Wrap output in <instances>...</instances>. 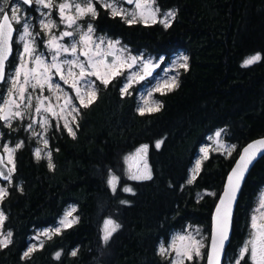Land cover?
I'll return each mask as SVG.
<instances>
[{"label": "trees", "instance_id": "16d2710c", "mask_svg": "<svg viewBox=\"0 0 264 264\" xmlns=\"http://www.w3.org/2000/svg\"><path fill=\"white\" fill-rule=\"evenodd\" d=\"M156 1L175 11L169 27L140 20L129 24L98 4V33L168 59L185 53L187 69H180L178 85L157 93L159 110L141 114L138 88L121 92L124 76L107 86L99 83L97 97L81 107L74 136L63 125L49 130L51 169L48 158L35 156L34 138L0 121L4 138L24 140L15 151L8 194L0 201L7 217L3 229L12 232V243L0 247V264H169L160 244L186 224L203 226L208 245L212 214L230 169L244 146L264 137V0ZM253 53L261 61L243 67ZM219 128L235 144L233 152L211 153L189 183L200 146ZM157 141H163L159 148ZM141 145L148 146L151 179L132 180L125 156ZM111 174L119 178L115 192L108 184ZM263 183L264 156L241 187L224 263L235 264L239 256ZM127 185L132 192L123 191ZM69 206L78 221L25 258L34 231L55 224ZM108 217L120 228L105 244L102 225ZM207 245L201 262L185 264H206Z\"/></svg>", "mask_w": 264, "mask_h": 264}, {"label": "snow or ice", "instance_id": "6c2138e0", "mask_svg": "<svg viewBox=\"0 0 264 264\" xmlns=\"http://www.w3.org/2000/svg\"><path fill=\"white\" fill-rule=\"evenodd\" d=\"M9 0H2L0 4V82H8L10 87L7 91L6 96L0 100V121H4L11 126V120L20 118L23 119L24 112L21 111V105L30 108L32 106V95L29 93V88L33 91L39 89L41 92L44 91L45 85L48 86V90L52 91L53 87L59 89V84L53 85L52 74L53 70L55 74L60 76V79L65 83H68V79L64 75L65 66H67V75L73 77V82L70 85L76 92V98L80 101V105L83 107L89 106L96 95L94 81L88 80L87 77L94 76L100 80L105 86L110 83V79L116 76L122 75L125 67L132 68L134 64L141 63L143 74L132 73L127 78V83L121 88L122 94L127 93L128 89L132 86L133 81L143 80L146 76L152 74V69L158 67L157 64H152L150 61L144 62L142 57L136 56H121L119 53L127 51L126 48H117L119 45L118 40H107L104 37L94 36V28L89 23L86 31H81L77 21L83 19L86 16L95 18L98 15L96 5L110 10L111 15L121 16L129 24L142 20L147 23L151 20L153 23L159 22L163 24L165 28L170 26L171 19L176 15L175 11H168L162 14V18L157 20L160 10L158 6L154 5V0H61L60 3H55V0H21L24 5L31 7L33 3L39 6V11L42 9H53L58 11L60 22L65 24L67 28L73 29L72 31H62L59 35L52 34V30L57 28L56 21L51 19V11L45 13L40 12V15L44 17L39 21L42 31H46L49 34V39L46 41V47L48 48L51 55V63L46 62L43 53H37L36 49V36L39 33L33 32V25L30 23V18H25L19 13L18 7H12L9 11H5L3 4H8ZM123 3L133 4L134 8L130 11L127 8H123L120 5ZM15 25H20L17 29ZM73 26H76L73 28ZM14 33H18L14 41ZM79 35V39L75 37ZM65 37L73 38L70 45L60 43ZM21 44L22 51L19 53V63L15 70L12 72L6 71L9 63V59L13 54V43ZM102 45H106V50H102ZM79 46V51H78ZM64 54H68L73 59H63L60 57ZM80 56L85 57L84 61L80 60ZM108 57H112L109 61ZM262 57L259 53L246 58L242 66L248 67L254 63L261 61ZM180 67L187 69V56L179 57ZM74 68H78L79 72L73 71ZM176 78L173 77L171 81L165 80L161 84L157 85L156 90L167 88L169 91L175 86ZM80 84H83L87 91L82 93ZM151 95V93H149ZM85 96L88 97L87 102ZM37 103L35 106V112L37 114L50 113L53 117L57 116V112L54 110L52 104L45 106V100L50 99L49 97H35ZM65 108H70L69 115L72 113L79 112V108L73 105L72 98L67 97L64 101V105L61 107V112ZM144 108H138L141 114H144ZM152 111L159 110V107L150 109ZM75 117H73V120ZM32 123H36L33 120ZM49 121L45 116L42 120V125H48ZM32 124L28 125L31 128ZM64 127L73 136L75 133L72 128L69 127L67 119H65ZM221 131L216 132V137H220ZM47 145L48 141H44ZM163 141H157L156 147L159 148ZM23 146V142L16 144L15 147H8L4 145V151L8 154V163L12 164L13 167L8 169L7 173L0 170V177L5 180L11 179V174L15 170L13 154L14 152ZM147 145L141 146L134 156L126 157V160H133L137 157L143 158L142 154L147 153ZM205 153V159L207 158V148L201 149ZM264 152V139L255 141L253 144L248 145L243 150V154L237 161L235 168L232 173L228 176L227 185L224 189L223 194L219 198V203L215 209L213 217L212 233L210 237V244L207 245L209 251L207 252V264H221V257L225 251V242L228 240V233L231 227L232 221V206L236 200V194L240 189V183L244 178L245 172L248 170V166L256 158L258 153ZM230 154V152H229ZM48 166L54 168L51 161V153L48 154ZM37 158H40V150L36 151ZM4 163V157L0 156V164ZM200 168V162L197 161L196 169L194 170L192 180L195 179V173ZM145 172L143 174L134 173L130 175V179H151V172L144 164ZM118 177L110 175L108 184L112 188V191H116L118 183ZM189 180V183L192 182ZM124 192H132L130 187H124ZM8 194L7 189L0 187V201ZM214 195V193H210ZM121 203H127V201H121ZM264 194H262L259 200V207L255 209V214L251 217V233L250 238L241 247L238 258L235 260V264H264ZM75 208H72L65 214L64 219L60 221V227L50 230L54 233H59L61 228L71 227L72 224L78 221L77 217H73L72 213ZM7 219L3 211H0V247H7L12 243V232H3L4 222ZM120 228L112 219H106L102 229L103 236L102 240L106 244L113 233ZM43 235L51 239L48 231H45ZM199 230H195V234H178L173 239L172 243L168 248L161 246L160 252L162 255H170L174 253L170 264H185V261L192 262L204 257L202 249L206 247L204 243V237L200 236ZM43 246L42 244L40 245ZM36 245L30 247L24 252V257L27 258L34 251ZM76 251L72 252L75 256ZM61 253H56V258L59 259Z\"/></svg>", "mask_w": 264, "mask_h": 264}, {"label": "rangeland", "instance_id": "374dc122", "mask_svg": "<svg viewBox=\"0 0 264 264\" xmlns=\"http://www.w3.org/2000/svg\"><path fill=\"white\" fill-rule=\"evenodd\" d=\"M60 2H61V0H56L55 1V3H57V4L60 3ZM120 6L123 7V8H127L130 11L134 8L133 4L132 5H128L126 3H123ZM153 6L154 7L155 6L159 7V5L157 4L156 0H154V5ZM54 9L55 8H53L51 10H54ZM51 10H49V9L44 10V9L40 8V12L42 11V12H45V13H47V12H49ZM159 10H160V14H158L157 20L162 18V14L163 13L169 11V10H163L160 7H159ZM53 20L56 21L58 27L54 28L52 30V34L59 35V33L62 32V31H65V30L72 31L73 30V29L67 28L65 24L61 23L60 22V18L58 20L57 19H53ZM80 20L77 21V24L80 26V30L81 31H86L87 25L89 23H81ZM138 21H139V19H138ZM140 21H142V20H140ZM147 23H153V22L151 20H149ZM75 27L76 26H73V28H75ZM96 37H104L107 40H113V41L118 40L120 43H119V45H117V48H126L127 49L126 52L119 53V55H121V56L131 55V56H136V57H142L144 62L150 61L152 64L159 65L158 67H155V68L152 69V74L150 76H146L143 80L133 81L132 86L128 89L127 92H129L130 90H132L135 87L138 88V97H139L138 108L143 107L145 109L144 113L153 112L150 109H155L157 107L160 108L161 103L159 101V98L157 97V93H163V92H166V91H169V90L167 88H162L161 90L158 91V90H156L157 89V85L161 84L165 80L171 81V79L173 77L176 78V81H175V86L172 87V89H174L178 85L179 72H180V69L182 68V67L179 66L180 63H182V61L179 60V57L186 56L185 53H182V52L176 53L175 55H173L171 58L168 59L164 55H156V54H153V53H149L147 51H134L131 47H129L127 44H125L121 39L112 38L109 35H106V34H103V33H98V35H96L94 33L93 39H96ZM48 39H49V34L46 31H44V36L42 37V39L40 41H38V44H37V40H36V49H37V53H43L44 54L46 62L51 63V55L52 54L49 52L48 48L46 47V41ZM72 39L73 38L65 37L62 41H60V43H63V44H66V45H70L71 42H72ZM75 39L78 40L79 39V35H77L75 37ZM102 50H106V45H102ZM21 51H22V45H21ZM78 51H79V46H78ZM255 54H257V53H253L251 55H248L246 58H248V57H250L252 55H255ZM79 58H80L81 61L85 60V57H83V56H80ZM60 59L61 60H63V59H73V57L68 55V54H64V55H62L60 57ZM18 63H19V59L14 61L13 69H11L9 71V73L15 70L16 66L18 65ZM73 71L78 73L79 69L78 68H74ZM132 73H137V74H140V75L143 74L141 63L138 62L137 64H134L133 67L130 68V69L127 68V67H125L123 69L122 75H120V76H124V78H125L124 85L127 83V78ZM64 75L68 79V83H65L63 80H61L60 76L58 74H55V71L53 70L52 83H53V85L59 84V86H60L59 89H56L55 87H53L52 91H49L48 90V86L45 85L44 91L41 92L39 89H36L35 91H33L31 88H29L28 91L33 97L32 106L30 108H27V107H25L22 104L20 110L24 112L23 119L16 118V119H12L11 122H10L11 123L10 127H12V128L14 127L15 130H17L18 128H22V132L27 134L28 138H34L35 139L37 144H36V147L34 149V153H35V156H36V151H37V149H39L40 150V158H43V157L48 158V155H47L49 153V150L47 148L48 145H45L44 141L45 140L48 141L47 135H48V132L51 129V127L54 124L57 125V126H61V125L64 126L65 119H67V121L69 123V127H71L73 132H74V124L78 120V117H79L80 112H81V107H83V106L80 105V101L76 98L75 90L70 86L72 84V82H73V77L67 75V66H65ZM87 79L91 80V81H94L95 90H96L95 98H96L97 94H98V84L101 83V81L96 79V77H94V76H89V77H87ZM79 86L81 87L82 93L87 91L86 87L83 84H80ZM9 87H10V84L8 82H4L3 84H0V100H2L6 96ZM149 93H151V95H149ZM36 96H41L42 98L43 97H49L50 99L45 100V106H47L49 103L52 104L54 106V110L57 112L58 115L53 117L50 113H43L42 115L41 114H37L35 112V106H36V103H37V101L35 99ZM67 97H71L73 105H75L76 107L79 108L78 114L77 113H72L71 115H69L70 108H65L63 110V112H61V107L64 105V101H65V99ZM87 99H88V97L85 96V101L86 102H87ZM45 116L47 117V119L49 121L48 125H46V126L42 125V120H43V118ZM73 117H75L74 120H73ZM33 120H35L36 123H32ZM15 122H16V126H13V124ZM4 124L8 126V124L6 122H4ZM29 124H32L31 128H28ZM221 130H223V131L221 132L220 137H216V135H215L216 132L221 131ZM21 141L24 142L23 139H18L15 142H13V141H11L8 138L7 139L4 138L3 134H2V132L0 130V150L3 151V153L5 155V161L7 163H8V154L4 151V147L3 146L7 145L8 147H15V145L20 143ZM141 146H144V145H141ZM141 146H139L138 148H136L133 151L129 152L125 156L126 173H127L128 177H130V175H132L134 173L143 174L145 172V169H144L145 162L147 164L148 169L150 170V172L152 174V169H151L150 163L148 162L147 158L140 164L138 169L135 168V164H136V161H134L135 159L126 160V157L134 156L136 154L137 150L139 148H141ZM203 148H207L208 149L207 157L213 152H215V153L220 152V153H223L226 156H230L231 153L233 152V149L235 148V144L230 143V142H228L225 139V129L224 128H219V129L214 130L208 136L207 141L200 146L199 151L197 153V156H196V158H195V160H194V162H193V164H192V166L190 168L189 180H192V176H193L194 170L196 169L197 161L200 162V168H199V170H200L201 166H202V163L205 160V158H204L205 157V153L201 151V149H203ZM229 152H230V154H229ZM14 157H15V152L13 154V160H14V165H15V158ZM8 164L11 167H13L12 164H10V163H8ZM199 170L195 173V176L199 172ZM111 175H115L116 177H118L116 174H111ZM139 180H143V179H139ZM11 183H12V178H11L10 181L5 182V183L0 180V187H3V188L7 189L8 186L11 185ZM117 185H118V183H117ZM126 187H130V185H127ZM116 188H117V186H116ZM206 192L207 193H213L212 190H207ZM262 194H264V190L262 192H259L257 194L256 198H255L254 205H253L252 210H251V217L253 216V214H255V209H257L259 207V200H260ZM72 208H74V206H69L64 211V213L60 216V218L57 220V222L55 224H53L52 226H48V227H45V228L37 229L36 231H34V233L30 237V242H29L27 250L30 247H32L33 245H36V248L40 247V245L43 243V241L47 238V236L43 235V233L45 231H48L50 236L52 234H55L54 232H51L50 230H53V229H55L57 227H60V221L62 219H64L65 214L67 212H69ZM0 211H1V209H0ZM262 211H264V210H262ZM73 217H75L74 212L72 213V216L69 217V219H72ZM106 219H112L113 221H115L117 223V221L114 218H112V217H108ZM103 226H104V222H103V225H102V229H103ZM63 229H65V228H61V231ZM197 229L200 232V236H203L205 238L204 239V243H205V245H207V239H206L207 238V234L205 232L204 227L201 226V225H196V224H194V225L193 224H186L183 228L174 230L171 233L168 241L167 242H162L160 244V248H161V246H163L165 248H168L169 245L172 243V241H173V239L175 238L176 235H178V234H187V233L195 234V230H197ZM2 231L6 233V231H4V229ZM251 231H252V229H251V218H250L249 232H248V235H247L243 245L250 238ZM200 236H197V238L199 239ZM2 238L3 237L0 236V239H2ZM241 247H240V250H241ZM204 249H202V252H204ZM240 250H239V253H240ZM174 255H175L174 253H171L170 255H163V256L167 260H169V264H170V261H171V259H172V257ZM196 261L201 262L202 258L198 259ZM224 264H230V263H226L225 262Z\"/></svg>", "mask_w": 264, "mask_h": 264}, {"label": "flooded vegetation", "instance_id": "af4514ba", "mask_svg": "<svg viewBox=\"0 0 264 264\" xmlns=\"http://www.w3.org/2000/svg\"><path fill=\"white\" fill-rule=\"evenodd\" d=\"M56 1V0H55ZM0 4H2V0H0ZM4 7V10L7 12L9 11L10 8L12 7H18L19 8V13L24 16L25 18H30V23L33 25V32L34 33H39V35L36 36V40H37V44L38 41H40L42 39V37L44 36V31L41 30L39 21L41 19H43L44 17H42L40 15V9L39 11L37 10L39 8L38 5H36L35 3H33L30 6L28 5H24L21 0H9L8 4H3L2 5ZM97 7V12H98V4L96 5ZM46 10V9H44ZM42 12V11H41ZM51 19H59V15L58 12L54 9L51 10ZM81 23H90L93 25V28L95 30V34L98 35V15L93 18L91 16H86L83 19L80 20ZM14 27L19 29L20 25H15ZM18 33H14V41L17 37ZM21 52V44H16L15 42L13 43V54L11 56V59L8 63V67H7V71L9 72L11 69H13L14 66V61H16L19 57V53ZM264 190V183L259 187V192H262Z\"/></svg>", "mask_w": 264, "mask_h": 264}, {"label": "water", "instance_id": "95a60500", "mask_svg": "<svg viewBox=\"0 0 264 264\" xmlns=\"http://www.w3.org/2000/svg\"><path fill=\"white\" fill-rule=\"evenodd\" d=\"M126 4H127V3H126ZM128 5H132V4H128ZM10 59H11V57H10ZM10 59H9V61H10ZM108 60L111 61V60H112V57H108ZM6 71H7V69H6ZM3 83H4V82H0V84H3ZM261 139H264V137L257 138V139L251 141L250 143H248L246 146H244V147L242 148L239 157H238L237 160L235 161L234 165L232 166V168L230 169V171H229V173H228V175H227V177H226L225 184H224V187H223V190H222L220 196L223 194L224 189H225V187H226V185H227V179H228V176L232 173L233 169L235 168L237 161L240 159V156L243 154V150H244L246 147H248V145L253 144L255 141H258V140H261ZM0 156H3V157H4V163H3V164H0V170H2V171H4L5 173H7L8 169H10V168H12V167H11V166L5 161V155H4V153H3L2 150H0ZM142 156H143V158L137 157V158H135V160H134V161H136V164H135V168H136V169L139 168L140 164H141V163L146 159V157H147V155H145V154H142ZM263 156H264V152L258 153L257 156H256V158H255V159L252 161V163L248 166V170L245 172V174H244V178H243V180H242L241 183H240V189H239V191H238L237 194H236V200H235V203H234L233 206H232V218H233V212H234V210H235L236 203H237V200H238V196H239V193H240L241 187H242V185H243V183H244V180H245L246 176L248 175L249 171L251 170V168L253 167V165L256 163V161H257L258 159L262 158ZM11 178H12V174H11ZM0 180H1L2 182H4V183L9 181V180H5V179H3L2 177H0ZM10 180H11V179H10ZM220 196H219V198H220ZM218 203H219V199H218V201H217V204H218ZM217 204H216V206H215V208H214V211H213V214H212L211 233H212V226H213V217H214V214H215V209H216V207H217ZM231 231H232V221H231V227H230V230H229V233H228V240L225 242V251H224V254H223L222 257H221V264H224V261H225V253H226V249H227L228 244H229L230 239H231ZM211 233H210V237H211ZM209 244H210V239H209V243H208V245H209ZM208 251H209V248L207 249V252H208ZM206 264H207V255H206Z\"/></svg>", "mask_w": 264, "mask_h": 264}]
</instances>
